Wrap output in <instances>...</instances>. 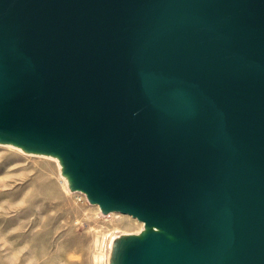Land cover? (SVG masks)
Returning a JSON list of instances; mask_svg holds the SVG:
<instances>
[{
	"label": "water",
	"instance_id": "1",
	"mask_svg": "<svg viewBox=\"0 0 264 264\" xmlns=\"http://www.w3.org/2000/svg\"><path fill=\"white\" fill-rule=\"evenodd\" d=\"M0 144L144 224L108 264H264V0H0Z\"/></svg>",
	"mask_w": 264,
	"mask_h": 264
},
{
	"label": "rangeland",
	"instance_id": "2",
	"mask_svg": "<svg viewBox=\"0 0 264 264\" xmlns=\"http://www.w3.org/2000/svg\"><path fill=\"white\" fill-rule=\"evenodd\" d=\"M3 145L0 264H108L113 239L143 229L131 215L104 214L68 189L55 157Z\"/></svg>",
	"mask_w": 264,
	"mask_h": 264
},
{
	"label": "bare ground",
	"instance_id": "3",
	"mask_svg": "<svg viewBox=\"0 0 264 264\" xmlns=\"http://www.w3.org/2000/svg\"><path fill=\"white\" fill-rule=\"evenodd\" d=\"M3 146H8V147H13V148H15V149H17V150H19L18 148H16L15 146H13V145H6V144H4ZM44 157H46V156H44ZM48 158H50V157H48ZM59 165V164H58ZM63 183H65V180L63 181ZM65 185H66V183H65ZM116 214H118L119 215V213H116Z\"/></svg>",
	"mask_w": 264,
	"mask_h": 264
}]
</instances>
